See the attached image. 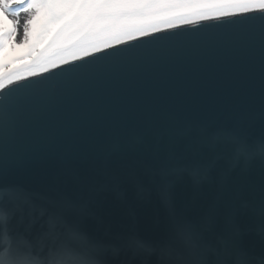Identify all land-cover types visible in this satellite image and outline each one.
<instances>
[{
    "label": "snow or ice",
    "instance_id": "1",
    "mask_svg": "<svg viewBox=\"0 0 264 264\" xmlns=\"http://www.w3.org/2000/svg\"><path fill=\"white\" fill-rule=\"evenodd\" d=\"M237 14L258 18L264 27V0H0V89L11 94L20 87L13 83L14 69L23 67L36 77L39 68L53 76L49 67L78 68L153 39L161 29ZM21 23L23 38L17 42ZM68 35L75 38L74 51L58 48ZM53 50L65 53L59 62L66 68H57L49 55ZM6 67L10 87L4 83ZM260 120L258 137L242 119L169 123L145 129L131 141L125 135L84 161L54 162L36 188L6 182L5 156L0 160V264H108L106 254L122 249L155 256L153 264H264V257L245 250L239 222L249 212L258 214L264 234V192L258 205L240 202L239 189L226 183L227 170L217 168L221 156L232 165L259 155L264 165V106ZM38 159L22 157L13 167L23 169ZM185 179L193 190V210L175 195L176 184ZM123 184L131 186L134 200L150 189L166 210L159 240L128 233L113 243L85 225L99 194Z\"/></svg>",
    "mask_w": 264,
    "mask_h": 264
},
{
    "label": "water",
    "instance_id": "2",
    "mask_svg": "<svg viewBox=\"0 0 264 264\" xmlns=\"http://www.w3.org/2000/svg\"><path fill=\"white\" fill-rule=\"evenodd\" d=\"M153 35L75 69L26 77L14 82L20 87L11 94L1 89L0 160L6 156L9 164L6 182L36 188L56 161H84L125 135L131 141L145 129L169 123L242 119L253 136H259L264 27L258 18L237 14ZM74 39L64 37L58 48L72 49ZM58 53L50 51V58ZM24 70L14 69L13 74ZM7 78L8 69L4 81ZM29 156L40 159L23 169L13 167ZM217 168L227 170L226 183L239 189L240 202L258 205L264 192L259 155L232 165L221 156ZM202 191H207L206 185ZM175 195L194 209L187 179L176 184ZM239 222L245 250L254 258L264 257L258 214L249 212ZM84 223L109 242L128 233L155 241L166 228V210L150 189L143 199L134 200L131 186L123 184L101 192ZM105 259L108 264H153L155 256L122 249L115 255L109 251Z\"/></svg>",
    "mask_w": 264,
    "mask_h": 264
},
{
    "label": "bare ground",
    "instance_id": "3",
    "mask_svg": "<svg viewBox=\"0 0 264 264\" xmlns=\"http://www.w3.org/2000/svg\"><path fill=\"white\" fill-rule=\"evenodd\" d=\"M25 18H26L25 16H23V15L21 16V20H23V19H25ZM201 22H205V21H199V22L197 21V22H194V23H192V24H186V25H184V26H187V25H193V24H197V23H201ZM178 27H183V26H178ZM178 27H177V28H178ZM167 30H169V29L161 30V32H162V31H167ZM22 35H23V24L21 23V25H20V31H19L18 36H17V42H19V39H20V37H21ZM68 62H71V60L68 61ZM60 65H63V64H60ZM60 65H57V67L60 66ZM50 69H53V68L49 67L48 70H50ZM25 72H26V70L16 73V74L20 75V77H21L20 80H22V79H24V78H26V77H29L28 75L25 74ZM41 72H42V71H36L37 74H38V73H41ZM16 74H13V76L16 75ZM17 81H19V80H16V79H15V76H14V77H13V83H14V82H17ZM4 83H5V86H6V87L9 85V84H8V78L4 81ZM0 90H1V89H0Z\"/></svg>",
    "mask_w": 264,
    "mask_h": 264
},
{
    "label": "rangeland",
    "instance_id": "4",
    "mask_svg": "<svg viewBox=\"0 0 264 264\" xmlns=\"http://www.w3.org/2000/svg\"><path fill=\"white\" fill-rule=\"evenodd\" d=\"M197 22V21H196ZM199 22V21H198ZM178 26H184V25H178ZM161 30H164V29H161ZM166 30V29H165ZM22 38H23V35L20 37V39H19V42H20V40H22ZM74 50H76L75 48H72V49H70L69 51H74ZM65 53H58L55 57H53V58H51V59H55L56 61H57V65H60V64H62V63H60L59 61H60V56L61 55H64ZM69 61H70V59H69ZM18 63H20V62H18ZM8 68L6 67L5 68V70H7ZM35 71H40L39 70V68H35ZM16 75H18V74H16ZM15 76V75H14ZM13 76V77H14Z\"/></svg>",
    "mask_w": 264,
    "mask_h": 264
}]
</instances>
